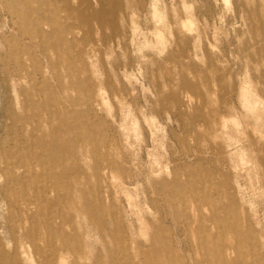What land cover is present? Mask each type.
<instances>
[{"label": "rangeland", "instance_id": "rangeland-1", "mask_svg": "<svg viewBox=\"0 0 264 264\" xmlns=\"http://www.w3.org/2000/svg\"><path fill=\"white\" fill-rule=\"evenodd\" d=\"M0 264H264V0H0Z\"/></svg>", "mask_w": 264, "mask_h": 264}]
</instances>
